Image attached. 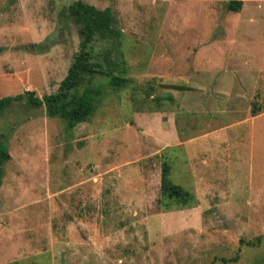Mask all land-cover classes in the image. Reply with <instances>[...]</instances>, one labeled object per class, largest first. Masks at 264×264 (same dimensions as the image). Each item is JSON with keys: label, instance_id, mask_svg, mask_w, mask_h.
I'll return each mask as SVG.
<instances>
[{"label": "rangeland", "instance_id": "374dc122", "mask_svg": "<svg viewBox=\"0 0 264 264\" xmlns=\"http://www.w3.org/2000/svg\"><path fill=\"white\" fill-rule=\"evenodd\" d=\"M74 1L0 0V98L57 90L79 50ZM81 1L111 9L119 38L90 49L126 82L94 73L95 110L70 131L43 104L0 112V264H264V118L243 119L264 113V0ZM164 160L191 193L188 169L210 167L230 201L165 210Z\"/></svg>", "mask_w": 264, "mask_h": 264}, {"label": "trees", "instance_id": "16d2710c", "mask_svg": "<svg viewBox=\"0 0 264 264\" xmlns=\"http://www.w3.org/2000/svg\"><path fill=\"white\" fill-rule=\"evenodd\" d=\"M242 0H230L227 9L239 11ZM71 16L78 27L80 35L79 50L73 56L66 76L59 82L56 91L43 95L41 98L35 96L33 90H25L23 93L9 95L0 98V112L11 102L25 101L32 105H44L48 117L60 118L67 131H70L76 124L85 121L95 110V100L100 94V89L92 85L94 73L107 74L110 77L109 83L114 88L125 85L126 79L122 75L115 74L116 61L95 59L90 49L92 42L97 38L110 37L117 39L120 36V29L115 26L112 11L109 7L97 9L91 4L76 0L69 4L64 11ZM106 61V62H105ZM121 74V73H120ZM255 106L252 114H256ZM9 158L8 149L5 144H0V178L2 176V164ZM170 166L167 161L161 165L160 197L165 210H169L171 204H182L187 207L195 205L194 195L173 184L169 180ZM251 244V243H250ZM238 255L222 260L236 261Z\"/></svg>", "mask_w": 264, "mask_h": 264}, {"label": "crops", "instance_id": "0c3cea01", "mask_svg": "<svg viewBox=\"0 0 264 264\" xmlns=\"http://www.w3.org/2000/svg\"><path fill=\"white\" fill-rule=\"evenodd\" d=\"M221 93V92H220ZM225 94V92H222ZM241 93V92H240ZM239 93L236 92V95ZM237 96H234L233 98H228V100H235ZM225 103V101H224ZM154 114H156L154 112ZM264 118V113H259V114H254L250 117L243 118V119H248L250 120L253 124H255V121L257 119ZM172 121V120H171ZM172 123V122H171ZM173 129L175 132V123H173ZM261 138L264 136V133H260L259 135ZM155 138V137H154ZM191 139V138H190ZM190 139H187L185 141H189ZM159 142H161L162 148H168L170 146H184L185 144L183 143L184 141L180 140L178 137L175 138H170L169 140H164L160 141L158 138H156ZM215 140L217 141L218 148H222L223 145L226 144L227 138L224 136H216ZM220 152V151H219ZM223 152V158L230 157ZM222 156V155H221ZM191 158V157H190ZM206 157L204 156L202 158V164H205V159ZM210 167L207 166H202L198 165L197 163H193L192 166L188 169V174L192 177L194 186L191 189L193 195H194V201H230V197L228 195L227 191H218L217 188L215 189L211 182L214 181V177L210 176L211 171ZM225 190V189H223ZM247 201H251L247 199ZM68 235H61V237H65ZM72 237H77V234L75 232L72 233Z\"/></svg>", "mask_w": 264, "mask_h": 264}]
</instances>
